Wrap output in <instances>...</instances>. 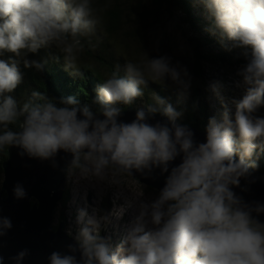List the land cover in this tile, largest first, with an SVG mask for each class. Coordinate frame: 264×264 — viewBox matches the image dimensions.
I'll return each instance as SVG.
<instances>
[{
	"label": "clouds",
	"instance_id": "9594fccd",
	"mask_svg": "<svg viewBox=\"0 0 264 264\" xmlns=\"http://www.w3.org/2000/svg\"><path fill=\"white\" fill-rule=\"evenodd\" d=\"M196 2L212 21L209 31L229 42L228 51L238 49L237 58L244 61L236 72L243 95L231 100L234 110L220 95L222 85H210L222 111L209 117L205 142L195 138L190 128L196 127L180 123L183 112L158 93L154 103L136 107L131 122L121 119V105L131 108L143 99L149 82L166 87L170 80L179 98H188L190 73L168 55L126 62L123 69L117 64L95 89V109L75 97L57 100L39 90L20 104L12 94L23 81L21 64L44 72L47 63L28 55L55 46L64 54L65 69L83 78L74 51L101 19L91 0H0V57L13 54L0 58V152L15 148L21 158L47 161L54 169L63 152L71 157L61 169L67 176L108 184L119 185V177L137 173L164 177L155 199L126 202L133 218L115 248L112 236L101 234L114 218L86 205L78 211L75 234L67 233L74 243L52 251L48 264H264L259 220L264 203L247 202L234 190L249 191L241 181L254 182L252 172L264 156V0ZM12 192L18 201L28 198L22 183ZM12 228L11 218L0 215V248ZM30 255L25 248L8 260L24 264ZM0 264H5L2 253Z\"/></svg>",
	"mask_w": 264,
	"mask_h": 264
},
{
	"label": "trees",
	"instance_id": "16d2710c",
	"mask_svg": "<svg viewBox=\"0 0 264 264\" xmlns=\"http://www.w3.org/2000/svg\"><path fill=\"white\" fill-rule=\"evenodd\" d=\"M101 1H91L95 14L109 25L110 33L113 34L114 38L118 39L125 45H134L139 50L140 53L137 55L138 63L148 57L151 58L160 55H168L172 57L173 64L179 62L181 65L186 66L192 78L190 95L186 100H181L179 98L177 87L170 80L167 82L166 87L161 86L160 83L149 82V87L144 89L145 95L143 99H137L132 108L136 109V107L142 106L143 104L154 103L152 97L155 93H158L161 97H163L164 94H167L168 100L174 105V107H176L178 111L183 112L180 123L205 131L208 119L211 116L203 114V108L205 106L204 99L202 106H199L193 99L195 95L204 97V94L200 89L198 79L188 64L191 50L190 44L192 40V32L199 34L201 32L200 28L198 26H190L179 23L177 25L178 30L176 32L173 29L167 28V22L157 23L155 21V13L157 12L160 0H131L132 11L126 7L122 0H114L115 4L127 21H119L114 16L111 5L104 0ZM162 1L164 2L165 0ZM181 2L185 3L184 0H181ZM146 3L147 6L145 5ZM144 7L147 8V11L143 10ZM188 7L192 12L191 18L195 19L196 16L191 0H189ZM145 15L148 16L149 19H147ZM179 16L181 17L180 14ZM141 22H144L145 25H142ZM96 29L105 30L102 26H98ZM97 34L102 39L101 41L107 39L110 44L108 37L102 33ZM216 36H219L218 32ZM88 37L92 38L91 36ZM82 38L84 39V43L87 48L84 47V50L78 49V51L84 52L85 58L82 63H76L80 64V69L84 72L83 78L75 77L70 73V71L65 69L63 59L64 54L60 52L57 47L52 46L49 48H42L36 54L30 53L27 58L40 62L46 61L45 71L38 72L35 68H24L21 64L23 81L12 94L14 98L22 104L31 97L33 91L39 90L41 92H45L50 98H56L57 100L61 97H75L81 102V104L91 105L95 109L96 106L92 105V100L95 98V89L97 85L110 77L117 64H119L121 69H123V66L128 61L124 57L113 52L111 55L104 54L107 58L102 59L100 63L97 64L98 55L101 54L99 46L100 41L93 40V42L90 43L88 38ZM195 38L196 36L194 39ZM202 38L204 44L208 48H211V45L206 41L204 35ZM12 55L13 54L11 53H6L4 57L0 58L7 59ZM57 57L59 58L58 61L56 60ZM226 57L236 59L235 56ZM238 59L244 63L242 57ZM203 63L210 71L216 70V67L212 62L204 59ZM216 64L222 67L226 66L225 64L219 62ZM120 74L123 75V70H121ZM197 89L199 92L196 91ZM231 91L235 93L234 88H231ZM238 93V98H240L243 95V89L239 88ZM226 94L227 92L221 88V97ZM212 97L213 95L210 96L211 101ZM238 98L236 97V99ZM121 107L123 111L128 108V106L123 105H121ZM261 112L263 114L264 109H262ZM9 127L15 130L17 125H9ZM7 158L8 149L0 152V189L4 179L3 164ZM258 163L260 165L258 170L264 171V156L260 157ZM76 183H79L78 179L76 180ZM71 191L72 185L65 195V201L62 203L60 211H62V209H65V211L67 210L72 198ZM105 209H108V211L111 209V206L107 202L106 204L105 202L103 203V213L105 212ZM56 215L58 216V213Z\"/></svg>",
	"mask_w": 264,
	"mask_h": 264
},
{
	"label": "water",
	"instance_id": "95a60500",
	"mask_svg": "<svg viewBox=\"0 0 264 264\" xmlns=\"http://www.w3.org/2000/svg\"><path fill=\"white\" fill-rule=\"evenodd\" d=\"M102 2V1H101ZM136 109L127 108L121 119L131 122L135 118ZM157 120L163 119L159 115ZM154 122V121H153ZM195 133V138L200 142L206 141V132L197 128H190ZM18 149H8V158L3 164L4 179L0 189V215L10 217L13 228L3 238V248L0 253L5 256V264H12L8 257L16 255L22 249H29L31 255L25 259L24 264H48L47 257L54 250L66 251V245L74 243L67 235L68 219L65 209H62V221L57 226L55 216L65 201V195L71 185L65 172L66 161L70 156L61 152L58 157L59 168L54 169L50 162H41L27 156L21 158ZM179 161H177L178 163ZM139 181L142 185L158 193L164 185V177L156 173L155 179H146L139 173L128 176ZM80 181V178H77ZM250 185L242 180L241 185L249 187L248 192L240 188L234 190L243 196L245 201H259L264 203V172L253 170ZM85 181V179H82ZM22 183L28 192V198L16 200L12 189L14 185ZM81 182V181H80ZM89 201L93 192H89ZM108 210V209H107ZM264 222V214L259 216Z\"/></svg>",
	"mask_w": 264,
	"mask_h": 264
},
{
	"label": "bare ground",
	"instance_id": "6f19581e",
	"mask_svg": "<svg viewBox=\"0 0 264 264\" xmlns=\"http://www.w3.org/2000/svg\"><path fill=\"white\" fill-rule=\"evenodd\" d=\"M91 1H101V0H91ZM105 2H108L111 5L112 11L114 16L119 20H126L124 16L122 15L121 11L115 4L114 0H104ZM131 0H122V2L126 5V7L129 10H133L131 6ZM184 2H181V0H165L164 2L162 0L159 1L157 12L155 13V21L157 23L159 22H167V28L173 29L177 32V25L179 23L187 24L190 26H198L200 28V33L197 34L195 32H192V40H191V50L189 54V67L192 69L194 75L199 81L200 89L202 90L204 94V102L205 106L203 108V114L207 116H214L219 115V113L222 111V104L221 99L215 95V93L210 91V85L213 82H219L222 85V89L227 92L225 96H223V99L225 102H228L230 104L231 100L236 99V95L233 91H231V88L236 87V81L240 79L236 76V72L238 68L243 64V62L237 58L239 50H233L228 51L225 47L226 44L229 42L226 39H222L219 36L211 34L209 29L212 27V21L208 18V14L206 12V9L202 4H199L196 2V0H192L194 3V13H195V19L191 18V10L188 7L189 0H184ZM147 6V3L145 4ZM143 10L147 11V8L144 7ZM181 15V17L179 16ZM147 19H149L148 16L145 15ZM205 19V20H203ZM142 25H145L144 22H141ZM99 26L104 27L105 29V36L108 37L110 40L114 39L113 34L110 33V27L109 25L101 19V24ZM203 35L205 36L206 41L211 45V48H208L204 42H203ZM196 38L194 39V37ZM90 40V43L93 42L92 38L86 37ZM82 40V47L79 48L80 50H84V47H86L84 43V39ZM101 54L98 55L97 58V64L100 63V61L104 58H107L104 56V54L111 55L113 52H115L112 45L108 43L107 39H104L103 41H100L99 43ZM128 46V45H127ZM87 48V47H86ZM128 49L135 53L136 57L139 55V50L134 45H129ZM60 51V50H59ZM61 52V51H60ZM78 49L74 51V54L78 53ZM226 56H235L236 59H231ZM206 59L213 63V65L216 67L215 71H210L203 63V60ZM223 63L226 66L222 67L219 66L216 63ZM77 66L80 68V64H77ZM213 95L212 101L210 99V96ZM231 106V104H230ZM234 110V108H233ZM264 114V113H263ZM125 177H128L125 175ZM121 220L118 222L123 223H129L131 222L130 217H128L127 213H124L121 215ZM122 227V226H121ZM119 231H120V227ZM117 228V229H118ZM112 230H115L112 229Z\"/></svg>",
	"mask_w": 264,
	"mask_h": 264
},
{
	"label": "rangeland",
	"instance_id": "374dc122",
	"mask_svg": "<svg viewBox=\"0 0 264 264\" xmlns=\"http://www.w3.org/2000/svg\"><path fill=\"white\" fill-rule=\"evenodd\" d=\"M97 32L104 33L102 30H95L94 33L91 34L94 40H101ZM110 44L113 46L115 53L119 56L124 57L128 62L138 63L137 57L134 52L128 49V46L120 42L118 39L114 38L109 40ZM76 56V62L82 63L83 59L85 58V54L82 51L74 54ZM197 87V86H195ZM236 97H239V93L237 92V88L235 87ZM199 92V90H196ZM163 98L168 99V95L164 94ZM194 101L197 102L199 106L203 105V96L195 95L193 97ZM232 106V105H231ZM234 108V106H232ZM260 171V170H258ZM264 172V171H260ZM69 185H72L71 191V201L68 205L66 210V215L68 217V232L71 231L72 234H75L76 231V218L78 215V211L81 208H84L86 205L89 207V211L93 207L97 209L99 215H103L105 213H110L111 216L114 218L112 221V225L109 227L107 231L101 230V234L108 236H112V245L113 248L124 238L126 235V229L129 223H119L115 217H120L124 213L128 214V217L132 220L133 218V211L127 208V201L133 200V198H140L144 200H152L155 199L158 193L156 191L151 190L150 188L145 187L139 181L134 180L130 177L121 176L119 179L121 183L119 185L115 184H108L106 182H97L95 178H91L88 180L80 179V183H76L77 176H68ZM93 192V197L91 199L92 203L89 201V192ZM107 202L111 209L108 211L105 209L103 213L102 207L103 203ZM58 216H55V221L57 222V226L60 225L62 221L60 206ZM122 226V227H121ZM120 227V231L119 228ZM115 230H112L114 229ZM118 228V229H117Z\"/></svg>",
	"mask_w": 264,
	"mask_h": 264
}]
</instances>
